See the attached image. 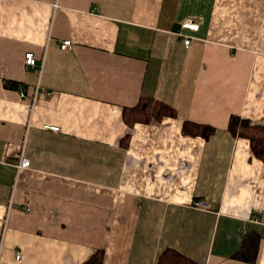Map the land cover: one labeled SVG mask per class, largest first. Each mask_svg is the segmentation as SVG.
Listing matches in <instances>:
<instances>
[{"label": "crops", "instance_id": "crops-1", "mask_svg": "<svg viewBox=\"0 0 264 264\" xmlns=\"http://www.w3.org/2000/svg\"><path fill=\"white\" fill-rule=\"evenodd\" d=\"M142 96L176 115L128 125ZM234 114L264 126V0H0V264H264V162Z\"/></svg>", "mask_w": 264, "mask_h": 264}, {"label": "trees", "instance_id": "trees-1", "mask_svg": "<svg viewBox=\"0 0 264 264\" xmlns=\"http://www.w3.org/2000/svg\"><path fill=\"white\" fill-rule=\"evenodd\" d=\"M10 86H18V82L11 81ZM124 118L128 125H133L139 121H149L153 118L160 119L163 115H176L177 111L172 105L159 101L149 96H142L138 104L124 107ZM215 126L209 123H200L192 120H186L183 125V131L192 135H202L209 137ZM229 130L233 135L245 137L250 140V145L254 155L264 162V126L252 123L249 118L239 115H232L229 122ZM259 237L250 235L245 239L242 247L238 251L237 258L246 262H255L259 251ZM104 251L97 250L93 256L83 264H103ZM156 264H198L183 254L167 249L164 251Z\"/></svg>", "mask_w": 264, "mask_h": 264}, {"label": "built area", "instance_id": "built-area-1", "mask_svg": "<svg viewBox=\"0 0 264 264\" xmlns=\"http://www.w3.org/2000/svg\"><path fill=\"white\" fill-rule=\"evenodd\" d=\"M199 28V24L192 19H187L186 21L181 23V26L177 29V32L179 35L184 36V43L186 45H189L191 42L192 37L186 33H184V29H192V30H197ZM72 43L71 39H65L61 46L62 48H68ZM25 60L28 64L34 65L36 64L37 58L35 57L34 53L32 51L26 52L25 55ZM39 87V86H38ZM21 95L27 96V92L24 91L23 89H20ZM39 89H37L30 97L32 100V107L35 106V102L37 101L38 95H39ZM45 127L52 128L54 130L58 129V126L54 125H45ZM31 166V161L25 156L20 157L18 162L16 163V170L19 173H21L23 170L29 168ZM194 206L199 208V209H210L211 205L204 199H197L194 201ZM27 211H30L29 208H27ZM17 258H20V255L17 256Z\"/></svg>", "mask_w": 264, "mask_h": 264}]
</instances>
